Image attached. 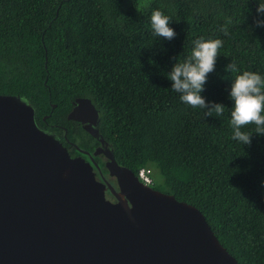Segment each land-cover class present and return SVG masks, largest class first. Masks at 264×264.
Returning a JSON list of instances; mask_svg holds the SVG:
<instances>
[{
    "label": "trees",
    "instance_id": "obj_1",
    "mask_svg": "<svg viewBox=\"0 0 264 264\" xmlns=\"http://www.w3.org/2000/svg\"><path fill=\"white\" fill-rule=\"evenodd\" d=\"M257 6L258 0H0V95L23 98L43 129L65 126L72 102L88 99L116 164L135 176L156 169L163 190L150 187L196 208L237 264H264V136L254 134L251 146L231 138L229 98L243 71L264 76ZM157 9L171 17L170 41L153 35ZM201 37L223 41L201 93L225 106L222 116L182 103L167 79ZM231 62L238 72L225 71ZM242 131L254 133L255 126ZM79 132L82 143L92 141Z\"/></svg>",
    "mask_w": 264,
    "mask_h": 264
},
{
    "label": "water",
    "instance_id": "obj_2",
    "mask_svg": "<svg viewBox=\"0 0 264 264\" xmlns=\"http://www.w3.org/2000/svg\"><path fill=\"white\" fill-rule=\"evenodd\" d=\"M66 119L98 139L88 99ZM111 152L115 203L88 163L36 127L23 98L0 95V264H237L196 208L142 185Z\"/></svg>",
    "mask_w": 264,
    "mask_h": 264
},
{
    "label": "clouds",
    "instance_id": "obj_3",
    "mask_svg": "<svg viewBox=\"0 0 264 264\" xmlns=\"http://www.w3.org/2000/svg\"><path fill=\"white\" fill-rule=\"evenodd\" d=\"M258 17H264V0H258L256 9ZM151 29L156 37L167 40L175 38L176 33L171 24V17L157 9L151 14ZM231 23V21H227ZM256 27H264V19L255 21ZM227 34V24L221 28ZM191 54L183 61L176 62L167 79L171 81V90L179 94L182 103L194 108L205 110L210 117L213 113L222 116L226 108L221 103L206 102L201 93L205 90L207 77L215 70L219 49L223 47L220 39L203 37L193 41ZM225 71L238 72L235 62L229 63ZM233 102L230 112V124L233 130L232 139L243 146H251L253 135L264 136V76L257 72L243 71L237 75L231 85L229 94ZM248 125L255 126V132L242 131ZM150 187V186H148Z\"/></svg>",
    "mask_w": 264,
    "mask_h": 264
},
{
    "label": "flooded vegetation",
    "instance_id": "obj_4",
    "mask_svg": "<svg viewBox=\"0 0 264 264\" xmlns=\"http://www.w3.org/2000/svg\"><path fill=\"white\" fill-rule=\"evenodd\" d=\"M71 109H72V105L64 115L66 121L64 123L65 126H61L55 123H50L45 125L46 129H43L41 125L40 126L36 124L35 125L39 130L53 136V138L57 140L61 144V146L65 149L66 153L70 158H80L84 162L88 163L92 168V173L94 175L95 180L99 183H104L105 185L104 187L105 200L111 203H115L114 195L109 192V189L107 188V183L111 185L115 193H118L116 179L113 176H110L108 171L105 169V164L109 162V153L111 152V148L100 137L99 134H98V139L92 138L90 135L84 132V130H82V125L80 123L67 120L66 116ZM42 120H45L44 117L42 118ZM80 130L83 131L89 138L91 137L90 139L92 141L88 140L86 143H82L80 141V136H81L79 132ZM55 132L61 133V137L57 135ZM67 134H70L72 140L68 139L69 137L67 138ZM100 140H102L103 143H100ZM96 150H97L96 154L93 155V153Z\"/></svg>",
    "mask_w": 264,
    "mask_h": 264
},
{
    "label": "built area",
    "instance_id": "obj_5",
    "mask_svg": "<svg viewBox=\"0 0 264 264\" xmlns=\"http://www.w3.org/2000/svg\"><path fill=\"white\" fill-rule=\"evenodd\" d=\"M136 178L144 186H151L152 180L150 178L149 170L141 168L137 171Z\"/></svg>",
    "mask_w": 264,
    "mask_h": 264
},
{
    "label": "rangeland",
    "instance_id": "obj_6",
    "mask_svg": "<svg viewBox=\"0 0 264 264\" xmlns=\"http://www.w3.org/2000/svg\"><path fill=\"white\" fill-rule=\"evenodd\" d=\"M150 169V168H149ZM149 174H150V178L152 180V183L155 184V187H157L159 190H163V186L161 184V179L158 175V172L156 169L154 168H151L150 171H149ZM153 185V184H152ZM152 187V186H151ZM153 188V187H152Z\"/></svg>",
    "mask_w": 264,
    "mask_h": 264
}]
</instances>
